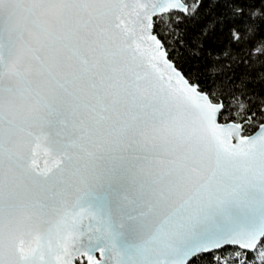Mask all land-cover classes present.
<instances>
[{"label":"snow or ice","instance_id":"6c2138e0","mask_svg":"<svg viewBox=\"0 0 264 264\" xmlns=\"http://www.w3.org/2000/svg\"><path fill=\"white\" fill-rule=\"evenodd\" d=\"M0 264H264V0H0Z\"/></svg>","mask_w":264,"mask_h":264}]
</instances>
